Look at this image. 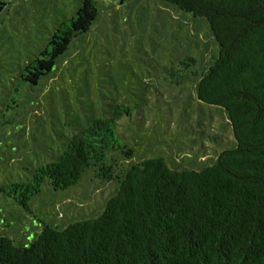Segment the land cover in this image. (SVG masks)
Listing matches in <instances>:
<instances>
[{
  "label": "trees",
  "instance_id": "obj_1",
  "mask_svg": "<svg viewBox=\"0 0 264 264\" xmlns=\"http://www.w3.org/2000/svg\"><path fill=\"white\" fill-rule=\"evenodd\" d=\"M105 1L80 0L19 71L17 92L53 72ZM162 1L206 20L218 51L195 74L196 94L227 113L235 145L198 169L174 168L156 156L117 170L114 156H135L119 128L140 104H113L69 137L52 161L29 169V178L0 183V197L31 213L45 187L69 191L94 169L114 184L101 214L63 229L44 223L27 244L0 234V264H264V0ZM8 5L0 0V15ZM170 74L177 85L191 79Z\"/></svg>",
  "mask_w": 264,
  "mask_h": 264
},
{
  "label": "rangeland",
  "instance_id": "obj_2",
  "mask_svg": "<svg viewBox=\"0 0 264 264\" xmlns=\"http://www.w3.org/2000/svg\"><path fill=\"white\" fill-rule=\"evenodd\" d=\"M0 15V183L22 181L50 162L69 137L113 104H140L119 133L136 147L131 159L113 157L120 170L149 157L178 169L212 164L235 140L227 113L197 98L196 75L217 54L206 20L190 18L162 0H109L90 31L35 87L15 90L19 71L45 45L56 25L80 0H4ZM192 57L191 65L181 64ZM170 71L191 79L177 85ZM114 184L91 169L66 192L45 187L26 212L0 197V234L19 243L35 239L44 223L63 229L101 214Z\"/></svg>",
  "mask_w": 264,
  "mask_h": 264
}]
</instances>
